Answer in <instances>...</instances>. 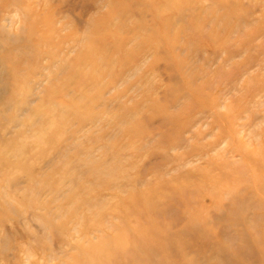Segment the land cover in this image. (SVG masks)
<instances>
[{
    "label": "rangeland",
    "instance_id": "obj_1",
    "mask_svg": "<svg viewBox=\"0 0 264 264\" xmlns=\"http://www.w3.org/2000/svg\"><path fill=\"white\" fill-rule=\"evenodd\" d=\"M0 264H264V0H0Z\"/></svg>",
    "mask_w": 264,
    "mask_h": 264
}]
</instances>
